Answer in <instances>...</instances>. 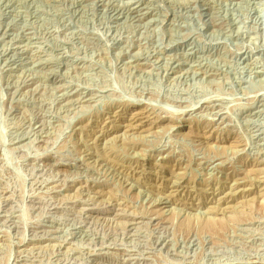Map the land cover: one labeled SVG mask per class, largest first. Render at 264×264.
Masks as SVG:
<instances>
[{"label": "rangeland", "instance_id": "rangeland-1", "mask_svg": "<svg viewBox=\"0 0 264 264\" xmlns=\"http://www.w3.org/2000/svg\"><path fill=\"white\" fill-rule=\"evenodd\" d=\"M0 264H264V0H0Z\"/></svg>", "mask_w": 264, "mask_h": 264}]
</instances>
